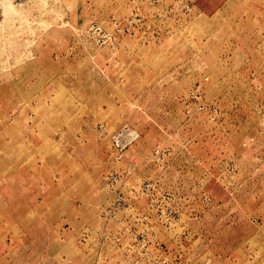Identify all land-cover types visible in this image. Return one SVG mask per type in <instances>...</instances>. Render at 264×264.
Here are the masks:
<instances>
[{
    "label": "rangeland",
    "instance_id": "374dc122",
    "mask_svg": "<svg viewBox=\"0 0 264 264\" xmlns=\"http://www.w3.org/2000/svg\"><path fill=\"white\" fill-rule=\"evenodd\" d=\"M135 13L96 44L91 22ZM147 179L178 211H150L170 264H264V0H0V264H129Z\"/></svg>",
    "mask_w": 264,
    "mask_h": 264
},
{
    "label": "built area",
    "instance_id": "2783aa9c",
    "mask_svg": "<svg viewBox=\"0 0 264 264\" xmlns=\"http://www.w3.org/2000/svg\"><path fill=\"white\" fill-rule=\"evenodd\" d=\"M142 20V16L135 13L122 21L114 20L107 25L93 21L89 25V32L97 45L117 48L123 37L136 33ZM192 94L197 99L201 98L202 95L199 87L193 89ZM198 109H205V105L199 102ZM101 132H104L103 127ZM138 137V130L130 123L123 124L112 133V145L119 159L123 158L125 150ZM171 152L169 147H156L152 153L154 163L165 162L170 158ZM159 182V179H147L142 183L139 190V194L147 200L148 206L147 211L139 217L138 223H141L143 227L135 230L134 248L137 249V253L130 257L129 264H170V261L164 257L165 254H169L170 250L153 239L156 234L151 231L152 217L150 211L155 208L157 219L162 220L167 225L177 219L178 211L173 206L165 204V201H168L171 196H168L169 193L167 192L160 194L162 188ZM106 187L115 194L113 204L105 211L107 217H112L116 211L127 207L129 203L124 193V182L120 174L109 175L106 179Z\"/></svg>",
    "mask_w": 264,
    "mask_h": 264
},
{
    "label": "crops",
    "instance_id": "0c3cea01",
    "mask_svg": "<svg viewBox=\"0 0 264 264\" xmlns=\"http://www.w3.org/2000/svg\"><path fill=\"white\" fill-rule=\"evenodd\" d=\"M176 182H177V181H176ZM177 183H178V185H180L179 181H178ZM174 186L176 187V184H175Z\"/></svg>",
    "mask_w": 264,
    "mask_h": 264
}]
</instances>
